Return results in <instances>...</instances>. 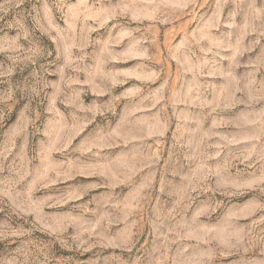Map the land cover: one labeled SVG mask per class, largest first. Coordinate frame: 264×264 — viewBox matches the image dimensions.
I'll return each mask as SVG.
<instances>
[{"label": "clouds", "instance_id": "clouds-1", "mask_svg": "<svg viewBox=\"0 0 264 264\" xmlns=\"http://www.w3.org/2000/svg\"><path fill=\"white\" fill-rule=\"evenodd\" d=\"M0 264H264V0H0Z\"/></svg>", "mask_w": 264, "mask_h": 264}, {"label": "rangeland", "instance_id": "rangeland-1", "mask_svg": "<svg viewBox=\"0 0 264 264\" xmlns=\"http://www.w3.org/2000/svg\"><path fill=\"white\" fill-rule=\"evenodd\" d=\"M84 18H85L86 22L99 21V19H100L99 14H94V13L89 12L87 10L84 12Z\"/></svg>", "mask_w": 264, "mask_h": 264}]
</instances>
